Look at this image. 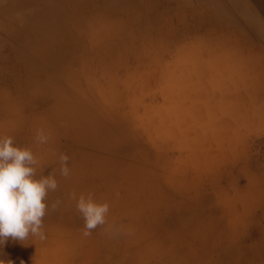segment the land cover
<instances>
[{
  "label": "rangeland",
  "instance_id": "374dc122",
  "mask_svg": "<svg viewBox=\"0 0 264 264\" xmlns=\"http://www.w3.org/2000/svg\"><path fill=\"white\" fill-rule=\"evenodd\" d=\"M256 93L264 96V0H0V136L32 150L37 175L57 169L58 182L46 199V239L9 237L0 245V264H65L79 244L88 253L85 264H116L114 241L125 229L109 225L119 216L148 232L140 245L152 257L140 253L139 264H264V252L254 258L234 252L246 222L229 229L223 221L222 232L204 243L195 234L183 243L195 226L183 222L176 203L185 174L204 164V151L226 146L221 122L236 123L223 113L229 107L258 110L259 119L234 137L264 167V99ZM37 128L50 133L48 144L35 142ZM61 152L69 156L67 178L58 171ZM253 168L226 176L228 191L248 200L245 206L258 193L264 210V173ZM73 191L92 192L110 206L107 224L88 237ZM160 209L164 223L144 228L146 211ZM166 245L181 249L161 259ZM257 245L264 248V237Z\"/></svg>",
  "mask_w": 264,
  "mask_h": 264
},
{
  "label": "bare ground",
  "instance_id": "6f19581e",
  "mask_svg": "<svg viewBox=\"0 0 264 264\" xmlns=\"http://www.w3.org/2000/svg\"><path fill=\"white\" fill-rule=\"evenodd\" d=\"M213 51H215V49ZM196 55L199 56V54H196ZM217 55H218V58H220L221 54H217ZM222 55H223V53H222ZM202 58H204V57H202ZM228 58H231V55H229V57H226L225 60L228 59ZM228 64L229 63L226 62V65H228ZM182 65H180V66H182ZM179 68H181V67H179ZM219 69H220V67L217 68V70H219ZM214 70L215 69H213V72H214ZM192 80H193V78H192ZM234 83H235V80H234ZM197 84H198V82H197ZM209 85H210V83H209ZM190 88H192V87H190ZM205 92L207 93L209 91L205 90ZM241 92L243 93V91H241ZM203 94H204L203 96L205 97V99L209 100L210 96L205 94V93H203ZM200 95H202V94H200ZM255 97L260 102L262 101V99H264V96L261 93H256ZM162 98H163V96H162ZM225 98H228V97H225ZM225 98H224V95H223L222 99H225ZM230 99H231V97H230ZM176 100H175V102H176ZM84 101H86V100H84ZM189 101H190V99H189ZM193 101H194V99H193ZM218 102H219V100H218ZM168 105H170V104H168ZM159 108H161V106ZM231 108L229 107L228 109L223 110V113H224V115L226 114L227 118L230 116L231 120L233 122L236 121L235 125H232V123H230L229 119L222 120V122H221V124L223 126H226V131L224 133L225 134L224 136H226V138H224V139H227L226 146L224 147L223 150H219V151L217 150V152L216 151L215 152L214 151H212V152L204 151V153H203V155L205 157V159H203L204 160V164L199 165V168H197L194 171V173H191L190 175L185 174L186 176L183 178V189H184L183 197H180L179 200H176V201H178L176 203L180 204L183 207V222H186L187 224H189V228H192L193 226H195L194 227V229H195L194 232H192L191 234L188 233L187 236L183 237V243L189 237V235H191V237H192L194 234H195V238L196 239H201V243H204L205 239L208 240V236H214V234H216L217 231L218 232L220 231V226H221V223L223 221L226 222V224L228 225L229 229H230V225H232V223L235 225V223L239 224L241 222H246L245 226L243 227V231H242L243 232L244 243H243L242 247L239 248L240 250H238V248H237L234 252L237 253V251H238L239 252L238 256H240V254H241L242 256H245V257H247V256L248 257H252L253 256V258H254V256L261 255L264 252V248L262 246L257 245V244H259L260 239L264 237V224L261 223V218H264V210L262 209L263 207L260 205L262 200H261V198H259V195H257L258 193H254L252 196H256V198H255L256 200L252 201L253 204L251 206H249L250 202H249L248 206H245L244 204H246V202H248V200L246 201L244 198L239 196L236 192H233V191L229 192L228 191L229 190V186L227 187V181L228 180H227L226 176L232 175L234 173V171L251 170L252 167H254L253 169H255L256 173H259V174L264 173L263 172L264 171V167L262 166V164H260L257 161L256 157H254V155H252L251 152H249V150H246L244 148L238 147V146H241L243 144V141H239V140H237V138L234 137L235 134L237 132H239L241 129L249 127L252 124V122H250V121L255 120V119H257V120L259 119V117L257 116L258 115V110H253L251 112L249 107H245L244 105L238 106V107H236V109H234V108L231 109ZM260 111L262 113L261 116L264 117V112H262V110H260ZM263 111H264V109H263ZM218 120H221V119L218 118ZM212 122H214V120L213 121L211 120L209 122V124L211 126L213 124ZM84 127H85V125H84ZM230 128H231V130H230ZM219 133H221V132H219ZM59 134H60V132L58 131L57 135H59ZM112 136H114V135H112ZM218 140H219V138H218ZM210 141H212V140H210ZM57 144H59V143H57ZM134 152H135V150H134ZM105 154H107V153H105ZM145 156H147V154ZM107 159L108 158H106L105 162L103 163L104 167H102L100 165V167H102L101 169L104 172H105L106 169L110 168L109 167V163L107 162ZM165 164L168 165V163H165ZM110 166H111V164H110ZM259 174H255V176L259 175ZM232 178H234V176L231 177V179H230L231 182H232ZM256 178L258 179L255 182V185L257 186L258 182H261L260 180H262V179H259L258 177H256ZM96 184L98 185V183H96ZM161 191H163V190H161ZM166 191H168V190H166ZM240 197H241V199H240ZM167 200L168 201L171 200V196L170 195L167 196ZM215 202H217V203L219 202V203L223 204L224 208L222 209V211H218L216 209L215 204H214ZM238 202L241 203V205L243 207L242 208L243 209L242 212L238 211V206H237ZM142 207H143V205H142ZM260 207H262V208H260ZM165 208H166V206H165ZM257 208L259 209V211L256 213V209ZM155 211L156 212L146 211L148 216H145V217H150L151 219H147V220H144L142 222V226L144 228H147V229L150 230V229L155 228V227H157V226H159V225L164 223V221H165V219H164V217H165L164 209L155 210ZM66 213H67V211H66ZM114 220H116V219H114ZM176 223H178V222H176ZM114 225H117V229L118 230L125 229L123 231V236L121 237L122 241H120L119 239L117 241H114V251H113L114 255H113V258L111 257V259L115 260L114 263H116V264H139L140 263V259H141L140 258V253L143 254L145 258H147L148 256H149V258L152 257L151 251L150 250L149 251L146 250L145 252H142L141 251L142 247L140 245V242L142 240H144L147 237H149L148 236V232H143V233L139 232L137 230L138 228L134 229V228L131 227L132 223H130L128 221L125 222L124 220L122 221V218L120 216L117 218L115 223L112 222L109 225L111 230L114 227ZM239 227H241L240 224H239ZM157 231H159V230H156L155 233ZM221 232H222V230L220 231V233ZM252 241L254 243L256 241V243L253 244ZM246 242H248V243H246ZM76 243L77 242H75V244ZM221 245H222L221 243H218L213 248L214 249H220ZM199 246L201 247L200 244H199ZM173 247L166 245L165 246L166 253L161 254L160 258L161 259L162 258L163 259L164 258H170V255H168L169 252H171L170 250H173V251L174 250H178L179 251L181 249V248L178 249V248H175V247L173 248ZM191 247L194 248L193 246H191ZM207 248L211 249V247H207ZM175 252H177V251H175ZM213 252H214V250H213ZM171 253H173V252H171ZM84 256H85V260H84ZM87 259H88V253L85 251L84 248L82 250V247L79 244L75 249L72 250L71 259L69 260L70 262L67 261V263H65V264H85V261H87ZM224 263H225V261H224ZM145 264H148V263H145Z\"/></svg>",
  "mask_w": 264,
  "mask_h": 264
},
{
  "label": "clouds",
  "instance_id": "9594fccd",
  "mask_svg": "<svg viewBox=\"0 0 264 264\" xmlns=\"http://www.w3.org/2000/svg\"><path fill=\"white\" fill-rule=\"evenodd\" d=\"M18 18H21L19 14ZM50 138V133L43 129H38L34 137L39 145L48 144ZM68 161L66 153H59L58 171L65 178L70 176L71 171ZM38 165L39 161L30 148L14 146V138L11 136H0V245L9 237L20 242L29 236L46 239L43 218L48 209V193L58 188L55 179L57 169L47 175L43 172L37 175ZM69 196L76 201V209L84 221L85 237L107 224L110 210L107 202L97 201L92 192L77 196L73 191ZM60 204L61 200L57 198L51 203V209L55 211Z\"/></svg>",
  "mask_w": 264,
  "mask_h": 264
}]
</instances>
